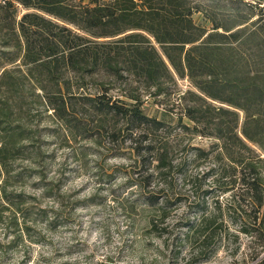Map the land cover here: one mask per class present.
Wrapping results in <instances>:
<instances>
[{"label":"trees","instance_id":"obj_1","mask_svg":"<svg viewBox=\"0 0 264 264\" xmlns=\"http://www.w3.org/2000/svg\"><path fill=\"white\" fill-rule=\"evenodd\" d=\"M177 79L190 86L181 95L190 125L180 126L218 141L196 150L214 152L205 176L226 196L215 211L203 201L186 236L213 249L228 216L264 264V0H0V176L16 160L42 171L39 126L50 122L66 146L94 135L132 142L147 172L141 188L154 175L181 174L165 122L148 116L141 99L142 91L168 94ZM116 82L121 97L108 95ZM143 197L168 216L166 201L155 207L156 195Z\"/></svg>","mask_w":264,"mask_h":264},{"label":"rangeland","instance_id":"obj_2","mask_svg":"<svg viewBox=\"0 0 264 264\" xmlns=\"http://www.w3.org/2000/svg\"><path fill=\"white\" fill-rule=\"evenodd\" d=\"M193 18L205 25L199 14ZM189 88L187 80L177 79L168 94L142 91L144 112L165 122L172 163L182 169L166 181L154 175L143 188L138 182L147 172L129 140L110 142L102 136L95 141L94 135L75 143L68 140L66 146L55 124H40L42 171L16 160L11 174L0 176V264H191L194 259L193 264H255L262 254L257 255L250 238L234 231L228 216V231L218 235L213 249H198L186 236L203 201L207 211H215V199L224 203L226 197L212 185L213 176H205L215 165L214 152L204 157L196 150L215 149L218 141L180 126L190 125L181 117L186 104L181 95ZM123 89L113 83L108 95L121 97ZM148 193L156 195L155 207L167 202L164 220L145 202ZM150 219L155 229L149 228Z\"/></svg>","mask_w":264,"mask_h":264},{"label":"built area","instance_id":"obj_3","mask_svg":"<svg viewBox=\"0 0 264 264\" xmlns=\"http://www.w3.org/2000/svg\"><path fill=\"white\" fill-rule=\"evenodd\" d=\"M226 264H235V263H226Z\"/></svg>","mask_w":264,"mask_h":264}]
</instances>
